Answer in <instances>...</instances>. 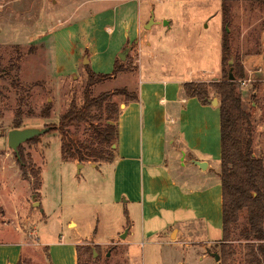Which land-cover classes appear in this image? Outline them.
I'll list each match as a JSON object with an SVG mask.
<instances>
[{"label":"rangeland","instance_id":"1","mask_svg":"<svg viewBox=\"0 0 264 264\" xmlns=\"http://www.w3.org/2000/svg\"><path fill=\"white\" fill-rule=\"evenodd\" d=\"M130 5L140 34L122 50L129 48L122 60V51L117 53L116 48L119 22ZM152 16L156 23L146 27ZM230 17L226 24L223 0H0V238L23 235L24 260L50 264L38 242L40 234L43 240L56 242L57 247L50 248L51 258L72 264L67 257L74 232L67 224L75 217L77 231L93 237L86 247L94 258L89 261L86 248L82 264H220L213 254L220 252L223 238L222 211L219 220L206 224L205 234L190 235L194 238L184 233L174 234L172 240L169 229L162 231L163 236L160 232L150 237L138 226L135 243L128 248L127 236L122 238L127 229H118L124 221L123 211L108 222L114 227L104 229L103 224L96 229L95 216L100 210L104 214V206L94 202L109 192L98 169L90 165L80 169L81 162L63 160L60 133L51 130L37 142L22 146L32 166L42 169V188L37 190L34 179L24 177L8 145V134L17 125L57 127L72 100L83 102L87 66L97 72L89 61L91 56L101 61L100 73H112L118 58L128 69L96 85L94 95L113 94L124 87L139 91L143 73L157 67L161 75L210 85L223 78L224 70L230 71L231 65L222 61L228 27L235 60L244 65L246 78L251 79L239 90L245 108L252 113L255 153L264 157V9L240 0L234 2ZM209 90L212 98L217 97ZM113 98L125 102L127 97L116 94ZM45 108L50 109L49 116L44 115ZM85 131L82 126L80 135ZM220 164L214 162L216 168ZM118 231L122 232L117 235ZM114 235L115 240L106 243ZM234 245L235 263L243 264V242Z\"/></svg>","mask_w":264,"mask_h":264},{"label":"crops","instance_id":"2","mask_svg":"<svg viewBox=\"0 0 264 264\" xmlns=\"http://www.w3.org/2000/svg\"><path fill=\"white\" fill-rule=\"evenodd\" d=\"M131 4L135 9V4ZM131 7L119 22L117 53L140 34ZM96 20L93 25L98 23ZM89 61L98 72L101 61L93 56ZM162 72L160 67L145 71L140 80L139 100L121 105L116 159L102 165L85 162L82 167L98 169L104 189L108 183L109 192L94 202L100 208L104 206V214L99 209L95 216L96 229L103 224L104 229L114 227L108 222L120 217L123 211L124 221L118 229H127L124 243L128 248L135 243L138 226L150 237L160 232L163 236L167 229L172 240L174 234L196 237L205 234L206 224L215 218L219 220L223 210L221 164L219 168L214 166L222 156L220 100L217 98L218 105H213L187 97L183 86L192 81L161 75ZM194 160L206 162L208 167L202 169ZM73 223L75 227H71ZM67 226L74 232L67 259L78 264L77 247L88 244L93 237L77 231L79 221L75 217L70 218ZM38 242L47 251L50 264H63L57 256L51 258L50 248H56V242L45 241L40 234ZM57 243L63 247L62 240ZM25 249L23 235L16 239L1 237L0 264H31L24 260Z\"/></svg>","mask_w":264,"mask_h":264},{"label":"trees","instance_id":"3","mask_svg":"<svg viewBox=\"0 0 264 264\" xmlns=\"http://www.w3.org/2000/svg\"><path fill=\"white\" fill-rule=\"evenodd\" d=\"M240 0H223L225 23L229 24L234 2ZM264 9V0H244ZM227 27L222 41V61L234 67L235 80L229 79V73L223 71V78L206 83L187 82L184 92L187 97H197L203 103H211L209 87L220 100L221 118V170L220 178L223 189V238L220 240V264H236L237 248L235 242H243V264H264V157L256 155L254 150V129L252 113L244 106L239 80L245 79L246 69L234 57ZM118 58L110 74L94 72L87 66L88 81L83 94V102L72 100L69 109L61 115L60 123L51 126L61 136V154L65 161L77 160L82 164L113 162L117 157L119 141V118L121 105L113 95L126 96L125 102L138 101L139 91L128 87L118 89L113 94L104 92L93 94V88L128 71ZM230 67V69H231ZM230 72V71H229ZM254 97L256 96L253 93ZM44 115H50V109H44ZM86 126L85 135L80 129ZM16 128H19L17 125ZM39 137L28 142H37ZM23 146V145H22ZM20 148L21 164L25 178L34 179V187L42 188V169L32 166ZM116 146V148L114 147ZM86 245L78 246V264H82L83 250ZM88 250V248H87ZM89 261L94 253L87 251Z\"/></svg>","mask_w":264,"mask_h":264},{"label":"water","instance_id":"4","mask_svg":"<svg viewBox=\"0 0 264 264\" xmlns=\"http://www.w3.org/2000/svg\"><path fill=\"white\" fill-rule=\"evenodd\" d=\"M156 23L154 16L150 19L149 23L146 25V27H150L152 24ZM165 25H168V21H164ZM129 48L125 49L121 53H119V57L122 60L126 59V55L128 54ZM88 60L87 58L85 59ZM230 65L234 63V59L230 60ZM229 79L230 80H235V75H234V67L232 66L229 72ZM257 94V92H255ZM211 103L213 105H218V99L214 98L211 100ZM124 106V104H122ZM52 127L47 126V127H26V128H14L9 131L8 134V145L11 149H13L20 158V148L23 144L27 143L30 140L35 139L36 137H41L51 131ZM194 163H196L198 166H200L202 169H206L208 167V164L206 162H202L199 160H194ZM83 164H79V168L81 169ZM35 204H40L36 202ZM128 235V231H126L124 234H122V238L126 237ZM213 256L217 259V261L220 259V255L218 253H214Z\"/></svg>","mask_w":264,"mask_h":264},{"label":"built area","instance_id":"5","mask_svg":"<svg viewBox=\"0 0 264 264\" xmlns=\"http://www.w3.org/2000/svg\"><path fill=\"white\" fill-rule=\"evenodd\" d=\"M250 80L247 78L239 80L240 86H246Z\"/></svg>","mask_w":264,"mask_h":264}]
</instances>
